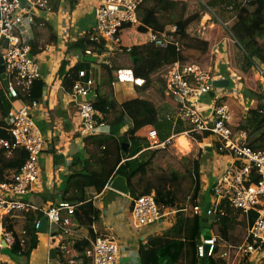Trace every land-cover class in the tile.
<instances>
[{
  "label": "trees",
  "instance_id": "obj_1",
  "mask_svg": "<svg viewBox=\"0 0 264 264\" xmlns=\"http://www.w3.org/2000/svg\"><path fill=\"white\" fill-rule=\"evenodd\" d=\"M210 1L212 0L204 2L206 6L210 7ZM227 4L231 5L235 12L232 24L224 31L233 40L229 46L228 63L231 68L237 69L238 79L243 84L246 76L254 70L255 66L264 68V0H228ZM186 13L187 0H143V5L137 14L139 31L136 25L131 28L139 34L147 35V40L149 30L164 32L175 28L173 36L178 46L173 43L163 47L152 42L127 44L131 45L129 50L123 47L120 52L111 53L105 63H98L93 57L85 55L82 62L75 63L68 71L60 74L65 88L71 89L80 69H85L87 76H92L91 64L97 62L104 72L99 82L94 79L96 85L91 92L93 105L97 110L95 119L102 125L97 126L94 134L84 137L85 146L87 145L86 156L82 153L73 156L71 165L78 168L73 171L72 175L64 178L54 194H50L54 203L59 200L73 205V211L68 216L77 227L87 229V236L77 239L72 245L78 253L75 260L87 262L89 259L85 256V252L91 249V243L98 237L92 225L98 218L99 209L93 203L90 190H94L96 194L113 193L105 189V186L115 175L121 174L126 179L128 194L132 199L153 193L155 202L161 211L166 209L174 211L185 205L200 207L198 214L176 211L173 223L161 237L150 238L145 244H140L141 264H222L224 261L223 258L217 257L200 258L196 252V246L202 240L203 229L208 222L207 217L203 220L204 211L202 209L208 199L202 200V207L199 203L203 191V181L200 175L203 163L201 155L197 154L191 160L190 168H187L193 187L191 196L183 203V199L178 198V189L174 185L181 179L180 176L176 172H171L167 176L158 175L157 182H154L151 178L152 155L158 150L154 149L147 156L148 150H142L148 146V141L135 138V132L146 125H151L156 130L160 142L170 137L172 133L182 131L180 121H178V127L172 130L173 121L165 117L167 113L165 112L166 114L164 113L162 117L158 113L160 105L161 107L163 104L169 107L177 105V102L166 95L163 90H158L161 99L158 105L144 109L139 108L137 104L143 106L146 93L153 88L154 84L162 82L167 70L175 62L201 64L200 60L210 50L211 40H193L189 37L191 24L199 21L201 15L198 13L186 15ZM94 35L93 28L69 43L67 50L95 49L96 44L91 40ZM30 44L31 54L34 56L41 49L36 48L32 42ZM123 68L131 69L135 76L144 79L143 86H133L142 99L138 97L121 102L115 97L111 83L116 78V71ZM232 83L230 80L228 87ZM33 84L30 88V95L23 98L24 102L35 100ZM105 87H108V90ZM241 92L248 116L243 122L241 120L238 124L235 123L236 129H234L247 131L248 136L245 140L247 146L253 149H264V103L260 102L264 98V90L257 83L254 88L243 86ZM6 93L7 89L4 86L0 87V182L4 181L3 170L5 168H12L16 173L27 158V151L22 146L13 144V137L4 121L11 107ZM228 103L233 111V123L234 108L238 102L231 99ZM127 123H130V126L123 129ZM242 123H244L243 126ZM102 126L107 128V132L98 131ZM142 130L146 131L147 128ZM207 137H210L208 132H194L193 134V138L198 142L204 141ZM1 141L7 142L8 146H4ZM207 147L206 145V151ZM7 151L10 152V158L6 157ZM252 177L253 181L258 180L253 173ZM222 208L225 210L224 213L220 212ZM241 214L239 210L221 203L216 206L214 213L208 215L214 218L210 227L215 226L216 232H219L218 242L227 241L230 246H239L245 241L247 228L254 221L256 214L254 211ZM240 215L243 217L239 220ZM42 216L43 213L38 209L29 208L5 217L4 226L14 236L13 244L7 248L12 257L19 259L15 264H29L30 254L38 244L36 223ZM19 223H21V230L17 233L15 228ZM239 223L242 224L245 235L240 238L239 244H231L233 243L230 240L231 233ZM52 232H64V230L61 226H55ZM62 251L59 248L56 249V258L60 264H70L64 258ZM241 262L239 264H242ZM245 263L249 264V262ZM0 264L10 263L0 260Z\"/></svg>",
  "mask_w": 264,
  "mask_h": 264
},
{
  "label": "built area",
  "instance_id": "obj_2",
  "mask_svg": "<svg viewBox=\"0 0 264 264\" xmlns=\"http://www.w3.org/2000/svg\"><path fill=\"white\" fill-rule=\"evenodd\" d=\"M143 0H98L94 7L95 35L91 37L96 44L95 49H86L81 53L95 56L98 63H105L113 52H120L123 47L129 50L131 45L123 43L125 30L136 25L138 30L139 8ZM50 0H0V56L3 59L7 96L18 100L21 105L14 107L4 118L14 145L22 146L27 151V158L18 172H14L7 181L0 182V250L13 244L14 236L4 226V219L11 213L29 208L38 209L47 217V232L52 233L55 226H61L64 232L63 215H70L73 205L59 201L46 208L36 207L22 199L28 194L39 177V158L42 153L44 138L42 131L33 119L37 102H24L23 98L30 95L31 85L40 77L39 64L31 54V47L24 35L34 18L43 12L50 11ZM171 31L149 32L148 42L158 46L175 44ZM139 31V30H138ZM81 55V54H80ZM79 59L80 56H75ZM230 70V69H229ZM258 81L264 90V68L255 66ZM222 70L215 66L204 67L202 64H181L175 62L166 72L161 84L164 93L170 96L177 105L174 112L165 117L174 123L182 122V131L172 134L164 141H159L157 132L151 128L145 140L149 149L164 148L176 136L182 134L193 138L194 132H208L215 138L216 154L221 159L220 166L214 168V183L211 188L212 201H209L207 215L216 211L218 204L239 210L242 214L254 211V221L247 228V237L240 246H225L223 251L217 250V238L211 234L203 237L196 246L198 257H217L225 259V264H239L240 257L253 254L259 248H264V149H253L245 144V132H236L232 128L233 111L229 106L226 92L236 91L231 87H214V80H224ZM229 79L234 80L232 74ZM130 83L132 86H143L145 81L133 74L131 69L123 68L116 71V78L111 83ZM96 82L85 69L78 71V76L72 84L70 95L76 105L79 120L78 131L81 136L95 133L97 126L102 125L96 119L97 110L93 105L91 92ZM4 86L0 77V87ZM264 103V98L260 100ZM4 146L8 143L1 141ZM217 144V147H216ZM252 173L258 178L253 181ZM200 207L185 205L178 210L161 211L155 202L154 194L141 195L132 199L131 214L137 227L148 226L161 221L167 215L182 211L186 214H198ZM221 213L225 210L222 208ZM39 221L36 223V228ZM4 242V245H3ZM65 250V246H59ZM92 264H121L119 261V245L110 236L100 235L92 242L87 251ZM73 263L72 259H69ZM256 264H264L263 258H258Z\"/></svg>",
  "mask_w": 264,
  "mask_h": 264
},
{
  "label": "crops",
  "instance_id": "obj_3",
  "mask_svg": "<svg viewBox=\"0 0 264 264\" xmlns=\"http://www.w3.org/2000/svg\"><path fill=\"white\" fill-rule=\"evenodd\" d=\"M217 1L220 0L210 1V7L202 3L206 8L211 11L213 10L215 13V10L220 7ZM97 2L98 0H50V11L39 14L28 27L24 28V35L28 39L29 45L31 46L30 42H32L36 45V48L41 49L38 53L34 54V58L39 64L40 77L33 84L32 90L34 99L37 102V108L33 113V119L42 131L44 143L39 158V177L32 190L28 194L22 196L23 200L34 206L46 208L55 204L50 198V194H54L60 187L64 178L72 175L73 171L78 168H74L71 165L73 156L78 153H82L84 156L87 154V145L85 146L83 140L84 136H81L78 131L79 120L77 118L76 105L70 95V89L65 88L61 75L74 66L75 63L82 62L85 58V55L81 53L82 50L78 48L67 50V46L69 43L85 35L89 30L94 28L93 4L95 3L94 5H96ZM222 2L226 4L225 15H220L218 17L223 27L228 29L235 18V12L232 11L233 9L231 5L227 4V1L223 0ZM205 17L207 16H201L202 22L205 21ZM213 25L214 22L212 20L209 26L212 27ZM52 32H54V34H52ZM219 35L220 39H218L216 48L213 49V51L211 49V52L213 55L217 56L215 66H218L222 70L225 79L230 82V74H232L234 78H238L237 69H231L228 63L229 46L233 40L226 35V33H220ZM75 56H80V58L76 59ZM91 57L96 59L95 56ZM91 69L93 71L92 77L99 82L101 76H103L101 75V67L96 62L91 64ZM232 82L234 83V80H232ZM114 88L115 85L113 87V92ZM224 89L226 91V87H224ZM8 99L11 104L9 112L14 107L21 105V102L18 100ZM119 101L122 102V100ZM175 106H170L166 113L174 112ZM4 118H6V116ZM176 124H179V122ZM128 126H130V123H127L123 129H126ZM144 128H147L145 131L146 137L148 131L153 127L151 125H146L141 128V131ZM98 131L107 132V128L102 126ZM135 138H137L136 135ZM209 138L211 139L210 143L216 142L213 137H207L205 141ZM140 139L145 140L142 138ZM88 148H91V146H88ZM208 148L209 152L215 149L214 146ZM9 156L10 152L7 151L6 157L10 158ZM225 158L226 157L222 156L221 159ZM221 159L219 160L220 163L223 161ZM3 173L4 181H7L14 173V169L5 168ZM108 186L109 183L105 186V189L113 193L105 192L96 194L94 190H90L93 203L96 208L99 209L98 218L92 225L93 231L97 236H110L118 243L119 261L121 264H141L139 256L140 244H145L150 238L157 236L161 237L163 232L173 223L175 212L162 218L158 223L137 227L131 214L132 198L129 194L124 195L118 193L109 189ZM58 201L56 200V203ZM205 214L207 215V213ZM241 215L238 217L239 220L243 217ZM62 217L69 231L51 233L49 229V232H38V244L30 254L29 264H60L56 258V249L61 245L65 246V250L61 249L63 250L64 258L68 262L69 259L73 260V263L69 262L70 264H92L91 257L87 255V252H85V256L89 259L87 262L84 263L83 261L75 260L78 253L72 246L74 241L87 236V229L77 227L68 215H63ZM203 218L205 217L203 216ZM98 220L99 222H97ZM19 225L21 230V223H19ZM211 235L216 238L218 237L217 233H211ZM244 235L245 232H243L240 237L242 238ZM217 243L219 252L223 251L225 246H230L227 241L218 242L217 239ZM89 249L87 250L89 251ZM258 258L264 259V248L256 250L250 255V258L249 256H246L245 259L240 257L239 261H242V264H246L245 262L256 264ZM0 260L10 264L16 263V261L8 258L6 255L2 257L1 254ZM222 264H225V259Z\"/></svg>",
  "mask_w": 264,
  "mask_h": 264
},
{
  "label": "rangeland",
  "instance_id": "obj_4",
  "mask_svg": "<svg viewBox=\"0 0 264 264\" xmlns=\"http://www.w3.org/2000/svg\"><path fill=\"white\" fill-rule=\"evenodd\" d=\"M206 1V0H205ZM205 1H200V0H187V13L186 15L198 13L201 16L206 15L205 21L202 22V18L200 19L199 22H194L191 24L190 29H189V37L191 39H197V40H211V48L210 50L205 54L204 57L200 60L202 65L204 67H210L213 66L214 63L216 62L217 56L213 55L211 52V49L216 48V44L218 43V39H220V33L225 34V28L223 25L220 23V19L218 16L220 15H225V7L226 4L224 2L217 1L219 6L218 9L215 10V13L213 10H209L204 6ZM228 1V0H224ZM203 2V3H202ZM95 4V3H94ZM93 6L95 7L96 5ZM93 7V8H94ZM234 12V10H232ZM217 12V13H216ZM212 18V19H210ZM214 22V25L211 27L209 26L210 22ZM94 25H95V20H94ZM123 43L124 44H144L147 43V35L139 34L135 32L133 28H129L124 31L123 36ZM135 45V44H134ZM233 69V68H231ZM104 72L101 70V75H103ZM159 83V84H158ZM153 85V88L146 93V96L143 98L145 99L143 106L142 104H137L139 108H146V107H152L156 106L160 103V97L158 95V90H162V84L158 82ZM259 83L258 81V74L255 72V70L251 71L243 81V84L240 83L239 79L236 77L234 78V87L236 91H231L228 90L226 92L227 99L230 101L231 99H234L236 103L238 104L234 108V122L232 123V128H235V123L238 124L244 119L247 118V113H246V107L244 106V101H243V94L241 92L243 86H248L250 88H254L256 84ZM108 90V88H105ZM111 89V88H110ZM262 89V88H261ZM114 95L117 99L122 100V101H127V100H132L136 98H141L142 96L140 94H137L136 91L134 90L133 86L130 83H116L115 88H114ZM142 99V98H141ZM263 99V98H262ZM261 99V100H262ZM252 104V103H251ZM14 105V104H13ZM169 106L167 104H163L162 107L161 105L159 106L158 113L160 114V117L164 116V113L168 110ZM138 109V108H137ZM166 114V113H165ZM182 123V122H181ZM178 124L172 122V130H175L177 128ZM242 126L244 123L241 124ZM144 127V126H143ZM264 127V124H263ZM142 128V127H141ZM141 128L135 133L136 137L138 139L142 138L145 139V130L141 131ZM183 127H181L182 129ZM236 129V128H235ZM234 129V130H235ZM238 132L237 130H235ZM245 132V130H243ZM141 133V134H139ZM247 131L245 132V140L247 139ZM187 139L191 143V148L189 151H181V146L176 142V139L172 140L170 143L166 144L164 148L157 149L152 156V166H151V175L152 179L154 182H157L156 177L158 175H169L171 172H176L180 176V180L174 183V185L178 189V198L183 199V203L186 201V199L191 196V190L193 187V184L191 182L189 172L187 168H190L191 165V160L195 158V156L198 154L199 156L203 158V163H202V168H201V179L203 181V191H202V196L199 200L200 206L202 207V200L208 199L209 201H212V195H211V188L214 183V176H213V169L218 168L220 166L219 160L221 159L219 155L216 154L215 149H213L211 152L208 150H205V146L207 145L208 147L214 146V143H210L211 139L209 138L208 140H204L202 142H198L195 139L188 138ZM149 143V142H148ZM207 147V148H208ZM154 149H149L147 151V156L152 153ZM207 203V202H206ZM204 210V208L202 207ZM168 210V209H166ZM165 211V210H164ZM204 217L208 218V222L205 224V228L203 229V236L206 233H217L219 235V232H216V227L211 228V223L213 221V216H208L204 213ZM99 222V220L97 221ZM97 224V223H96ZM16 231L20 232V225L16 226ZM243 233V226L242 224H237L236 227L233 229V232L231 233L230 240L233 242L231 244H239L241 242V235ZM1 256H7L8 258L13 259L14 261H19L18 258L12 257L10 254V251L7 247H3L1 250ZM125 262V261H124Z\"/></svg>",
  "mask_w": 264,
  "mask_h": 264
},
{
  "label": "water",
  "instance_id": "obj_5",
  "mask_svg": "<svg viewBox=\"0 0 264 264\" xmlns=\"http://www.w3.org/2000/svg\"><path fill=\"white\" fill-rule=\"evenodd\" d=\"M0 77L3 80V84L5 88L7 87V82L5 78V72H4V65H3V59L2 56H0ZM214 87H227L229 86V81L227 79L224 80H214L212 82ZM209 151V148H207ZM109 189L114 190L118 193L127 195L128 194V186L125 177H123L121 174L115 175L110 181H109ZM209 207V203L207 202L204 206V212L206 213ZM205 218H203L204 220ZM37 231L39 233H45L47 232V217L43 215L41 219L39 220ZM204 237H208V234H205ZM4 245V242H3Z\"/></svg>",
  "mask_w": 264,
  "mask_h": 264
},
{
  "label": "bare ground",
  "instance_id": "obj_6",
  "mask_svg": "<svg viewBox=\"0 0 264 264\" xmlns=\"http://www.w3.org/2000/svg\"><path fill=\"white\" fill-rule=\"evenodd\" d=\"M176 142L181 146V151H189L191 148L190 141L182 134L176 137Z\"/></svg>",
  "mask_w": 264,
  "mask_h": 264
}]
</instances>
